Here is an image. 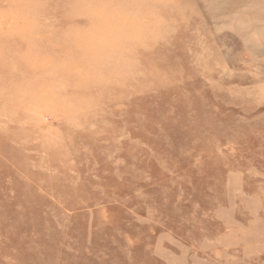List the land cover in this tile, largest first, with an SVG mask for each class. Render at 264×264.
<instances>
[{
  "label": "rangeland",
  "instance_id": "1",
  "mask_svg": "<svg viewBox=\"0 0 264 264\" xmlns=\"http://www.w3.org/2000/svg\"><path fill=\"white\" fill-rule=\"evenodd\" d=\"M0 264H264V0H0Z\"/></svg>",
  "mask_w": 264,
  "mask_h": 264
}]
</instances>
